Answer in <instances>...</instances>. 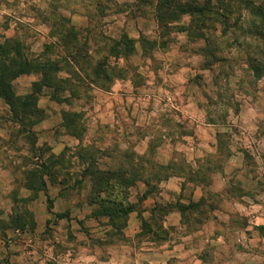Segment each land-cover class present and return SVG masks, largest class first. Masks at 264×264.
Segmentation results:
<instances>
[{"label":"rangeland","instance_id":"374dc122","mask_svg":"<svg viewBox=\"0 0 264 264\" xmlns=\"http://www.w3.org/2000/svg\"><path fill=\"white\" fill-rule=\"evenodd\" d=\"M156 1L0 0V43L55 65L35 116L0 99V264H264V43L245 9L161 27Z\"/></svg>","mask_w":264,"mask_h":264},{"label":"trees","instance_id":"16d2710c","mask_svg":"<svg viewBox=\"0 0 264 264\" xmlns=\"http://www.w3.org/2000/svg\"><path fill=\"white\" fill-rule=\"evenodd\" d=\"M235 6L250 12L253 17L252 34L264 43V1L256 4L254 0H157L155 14L161 27L179 22L183 17H189L191 25L200 27V29H207L209 22L220 23L224 28H227L229 27V20L235 11ZM200 37L205 38L204 34ZM71 53H69V56ZM257 65L263 66L261 63H257ZM53 66L55 65H52L51 62L41 63L39 60H29L27 55L23 53L19 42L8 40L3 44L0 43V99L5 101L12 113L16 115L15 118L18 121H24L28 115L33 117L38 112V97L42 95L44 88L51 89L54 85L51 78V74L54 71ZM31 74L40 75L39 82L33 83L32 91L29 95L24 98L17 97L13 82L23 75ZM53 98L60 103L58 96ZM18 108H21V111ZM41 186L47 193L48 190L45 183L41 182ZM120 207V204L115 203L110 216L113 218L117 214L123 213L127 222L129 215L134 212V209L129 206L123 212ZM49 209H52L51 202ZM103 215L102 213L95 216L100 217Z\"/></svg>","mask_w":264,"mask_h":264},{"label":"crops","instance_id":"0c3cea01","mask_svg":"<svg viewBox=\"0 0 264 264\" xmlns=\"http://www.w3.org/2000/svg\"><path fill=\"white\" fill-rule=\"evenodd\" d=\"M174 180H176V178L170 179L169 183H167V187H168V185L170 186V184H171V187L174 188V185L172 186V184L174 183ZM176 187L177 186H175V188ZM134 214L135 213L131 214L130 219H129V227H131V228H134L136 226L138 227V223H137L138 220L136 221V219L134 218ZM181 221H182L181 213H179L178 211L170 212V214L166 217V220L164 222V226L167 229H172V227H174L176 225H180ZM179 245H177L176 242H173L172 244L168 243V245H163L160 247V250H163L162 254H163L164 259L166 261L164 264H168L169 262H172L175 257L182 255L184 252H187V254H188V252H196L197 251V250L194 251L192 246H191L192 249L188 246H185L184 243H179ZM188 249H190L191 251H187ZM195 259L198 260V258H196V257H195Z\"/></svg>","mask_w":264,"mask_h":264}]
</instances>
